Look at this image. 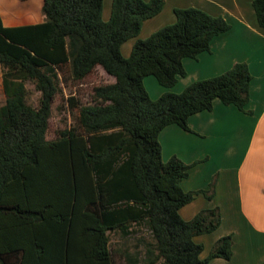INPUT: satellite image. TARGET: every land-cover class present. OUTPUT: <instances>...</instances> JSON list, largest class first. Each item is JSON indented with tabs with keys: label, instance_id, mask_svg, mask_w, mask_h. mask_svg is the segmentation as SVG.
<instances>
[{
	"label": "trees",
	"instance_id": "obj_1",
	"mask_svg": "<svg viewBox=\"0 0 264 264\" xmlns=\"http://www.w3.org/2000/svg\"><path fill=\"white\" fill-rule=\"evenodd\" d=\"M164 5L165 0H113L106 21L104 0H44L43 22L15 26L5 25L0 12L7 94L0 106V264H15L6 254L21 249L43 255L25 254L19 264H116L110 233L133 222L150 232L147 264H210L212 258L232 257L233 236L226 235L202 258L204 247L194 238L220 226V209L201 210L188 221L180 209L199 192L212 198L215 183L209 191H185L181 182L191 166L177 156L165 162L159 135L171 124L191 130L190 117L211 110L215 99L246 111L253 76L247 63L238 62L180 93L153 99L146 77L176 86L187 75L184 59L210 51L213 39L231 28L224 16L176 8L174 23L138 39L125 56L122 45L138 37ZM253 6L264 28V0ZM98 66L115 82L94 86L87 105L69 96L77 124L48 138L62 84L83 85ZM28 82L41 93L37 106L27 102ZM49 220L57 226H46ZM9 234L34 238L1 242ZM51 236L62 241L52 243ZM54 247L59 257H43Z\"/></svg>",
	"mask_w": 264,
	"mask_h": 264
},
{
	"label": "crops",
	"instance_id": "obj_2",
	"mask_svg": "<svg viewBox=\"0 0 264 264\" xmlns=\"http://www.w3.org/2000/svg\"><path fill=\"white\" fill-rule=\"evenodd\" d=\"M21 1L27 4L32 2ZM253 1L165 0L162 11L144 22L139 36L122 45L123 54L129 56L138 39L147 38L176 21V8L196 7L215 16H224L231 28L213 39L210 51L201 53L197 58L184 59L187 75L181 77L176 86L165 88L154 78L146 77L144 84L150 96L157 99L166 91L182 92L190 83L222 74L238 62L247 63L252 73L246 111L234 104H225L222 100L215 99L211 110L190 117L191 130L171 124L159 135L165 162L177 156L191 166L188 176L181 182L185 191L206 190L211 188L212 182L215 183L212 198L202 193L197 194L180 209L181 216L187 221L192 220L203 209H220V226L213 232L197 235L194 239L203 245L201 256L206 258L219 238L232 235L233 254L230 259L212 258L210 264H264V28L258 23ZM43 2L41 0L38 5L34 4L38 7L27 8L21 7L19 2L16 8L10 10L8 0H0L4 24L15 26L43 22ZM112 2L113 0H104L103 18L106 21L111 16ZM9 3L14 5L11 0ZM3 74L0 65V106L7 99ZM113 78L115 82V77ZM38 94L41 93L38 91ZM3 220L2 224L8 223ZM37 223L40 224V221ZM49 224L57 226L50 220L45 222L46 226ZM142 225L145 224L133 222L130 229H116L110 233V252L116 263L121 260L122 264H142L146 251L142 242H136L131 247L118 244L121 241L119 239L130 236L135 227ZM33 238L27 234H9L3 235L1 242L6 240L19 244ZM47 240L52 243L62 241L57 236H51ZM52 250L47 251L43 257L49 260L59 257L58 247ZM25 254L27 258L31 254L32 259L42 258L43 255L21 249L15 253L9 251L6 257L10 262L16 260L15 264H19Z\"/></svg>",
	"mask_w": 264,
	"mask_h": 264
},
{
	"label": "rangeland",
	"instance_id": "obj_3",
	"mask_svg": "<svg viewBox=\"0 0 264 264\" xmlns=\"http://www.w3.org/2000/svg\"><path fill=\"white\" fill-rule=\"evenodd\" d=\"M9 2L10 0H8V4H10L8 8L10 10H13L14 8L17 7V3L19 2L21 7L27 8L26 6L31 7L34 6V4L38 5L39 3H41V0H32V2L29 4H27L26 2H22L21 0H11V2L14 3V5H11V3ZM148 77L154 78L158 83L157 79L154 76H148ZM113 81H114L113 76L106 73V71L101 66H98L94 74L89 79H87L83 85H76L71 81L65 84L63 83L62 84L63 91L56 96L52 104V114L49 121L48 138H55L57 137V133L60 129L69 128L70 126H74L77 124L78 111L77 109H73V110L70 109L68 103L69 96H76L75 98H79L81 105L90 104L93 101L91 95L93 92V87L100 84L112 83ZM27 88L29 90L27 102L33 106H37L39 104V98L41 97L40 96L41 94H38V91L35 89L34 85L30 82L27 83ZM59 88H61L60 83H59ZM209 190L210 188L206 189L205 191H209ZM200 193L206 195L203 192H199L197 194ZM119 240L121 241L118 244L121 243L128 247H131L136 242H142L143 248H145L146 250L145 242L152 240V238L147 226L142 225L135 227L133 229V234H131L130 236L126 237L125 239L123 238ZM145 256H146V251L144 254V258H142L143 260L142 264H147L145 261ZM116 264H122V261L121 260L117 261Z\"/></svg>",
	"mask_w": 264,
	"mask_h": 264
}]
</instances>
